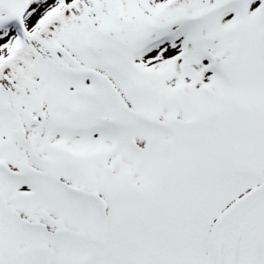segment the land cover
I'll use <instances>...</instances> for the list:
<instances>
[{
    "label": "snow or ice",
    "instance_id": "snow-or-ice-1",
    "mask_svg": "<svg viewBox=\"0 0 264 264\" xmlns=\"http://www.w3.org/2000/svg\"><path fill=\"white\" fill-rule=\"evenodd\" d=\"M0 264H264V0H0Z\"/></svg>",
    "mask_w": 264,
    "mask_h": 264
}]
</instances>
